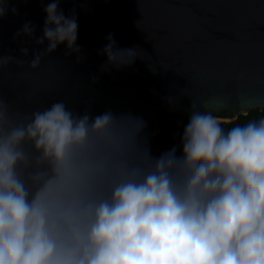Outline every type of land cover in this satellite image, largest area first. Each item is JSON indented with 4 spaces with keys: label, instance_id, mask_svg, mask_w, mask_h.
Segmentation results:
<instances>
[{
    "label": "clouds",
    "instance_id": "1",
    "mask_svg": "<svg viewBox=\"0 0 264 264\" xmlns=\"http://www.w3.org/2000/svg\"><path fill=\"white\" fill-rule=\"evenodd\" d=\"M41 6V34L25 20L13 37L35 47L0 54V83L44 73L60 46L82 59L75 7ZM9 10L0 0V18ZM105 39L101 71L144 58ZM181 97H166L171 110ZM189 99L178 143L156 155L142 115L97 113L73 83L23 111L0 94V264H264V115L225 128L227 96ZM237 103L251 106L244 93Z\"/></svg>",
    "mask_w": 264,
    "mask_h": 264
},
{
    "label": "water",
    "instance_id": "2",
    "mask_svg": "<svg viewBox=\"0 0 264 264\" xmlns=\"http://www.w3.org/2000/svg\"><path fill=\"white\" fill-rule=\"evenodd\" d=\"M9 4L16 5L18 14L9 10L0 18V54L19 55L22 41L30 51L35 44L24 36L13 39L14 33L31 20L40 35L45 13L41 0ZM61 7L65 13L75 7L82 59L77 63L75 54L66 57L60 46L53 54L57 62L44 73L0 83V94L21 111L61 98L72 83L95 112L131 110L155 134L160 131L156 116L188 114L189 98L200 102L227 96L230 110L217 114L231 121L240 112L264 107L258 99L264 96V0H61ZM110 32L120 47L139 46L144 58L120 70L101 71L106 57L98 50ZM93 76L98 77L94 83ZM170 93L182 96L176 110L166 100ZM240 93L249 98L247 109L237 103Z\"/></svg>",
    "mask_w": 264,
    "mask_h": 264
},
{
    "label": "rangeland",
    "instance_id": "3",
    "mask_svg": "<svg viewBox=\"0 0 264 264\" xmlns=\"http://www.w3.org/2000/svg\"><path fill=\"white\" fill-rule=\"evenodd\" d=\"M159 115H163V114H158L156 116L159 126L161 128V132L165 133L168 136V138H166L163 141V145H162L163 150H165V149L170 148L173 143H178L179 135L182 133V130H183V123L187 122L188 114L184 113V114L178 115L177 117H173L171 115L158 117ZM261 115H264V107L263 108H251L247 112L246 111L240 112L237 115V117L232 121L229 119H222V118L220 119L223 122V126L225 128H228L232 126V124L234 123H243L252 118H259ZM181 121H183V123H181Z\"/></svg>",
    "mask_w": 264,
    "mask_h": 264
},
{
    "label": "trees",
    "instance_id": "4",
    "mask_svg": "<svg viewBox=\"0 0 264 264\" xmlns=\"http://www.w3.org/2000/svg\"><path fill=\"white\" fill-rule=\"evenodd\" d=\"M161 116H166V115H159L158 117H161ZM171 116L177 117L178 115H171ZM252 119H259V118H252ZM166 138H168V136L165 133L161 132V128H160V131L157 132L153 137H150L151 150L153 154L158 155L160 152L163 151L162 145H163V141Z\"/></svg>",
    "mask_w": 264,
    "mask_h": 264
}]
</instances>
